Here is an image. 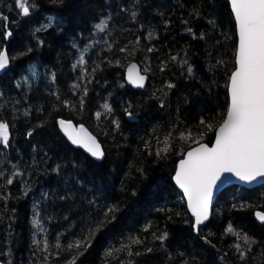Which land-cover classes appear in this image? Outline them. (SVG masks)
<instances>
[{
    "label": "trees",
    "instance_id": "trees-1",
    "mask_svg": "<svg viewBox=\"0 0 264 264\" xmlns=\"http://www.w3.org/2000/svg\"><path fill=\"white\" fill-rule=\"evenodd\" d=\"M29 4L22 16L15 0H0V51L9 57L0 75V122L9 126L8 146L0 144V263L264 264V224L254 218L264 214V185L222 190L195 234L173 184L177 163L211 146L228 109L237 46L228 0ZM131 63L147 77L141 91L125 83ZM58 120L85 127L102 159L73 147Z\"/></svg>",
    "mask_w": 264,
    "mask_h": 264
},
{
    "label": "snow or ice",
    "instance_id": "snow-or-ice-1",
    "mask_svg": "<svg viewBox=\"0 0 264 264\" xmlns=\"http://www.w3.org/2000/svg\"><path fill=\"white\" fill-rule=\"evenodd\" d=\"M230 4L236 21L238 46L235 70L229 77L227 114L223 123L215 130L214 145L209 148L201 144L198 148L189 151L187 158L180 161L174 177L176 184L183 189L189 209L195 217L194 230L208 219L213 189L217 186V182L222 180V173H231L244 182H252L258 177H264V0H230ZM15 6L20 10V15L30 14L29 0H15ZM106 26V22L102 20L96 25V29L104 31ZM10 35L11 33H7L5 38ZM172 59L175 60L176 57ZM79 63H84L83 55ZM8 64L9 57L6 52L0 51V69H5ZM135 68L136 65L133 64L128 69L129 82L144 87L145 77L139 72L133 76ZM188 71L191 73L192 69L189 68ZM168 87L172 88L174 85L169 84ZM102 107L106 112L112 111L107 103ZM126 114L132 115L127 110ZM96 116L99 118L101 113L97 112ZM200 123L204 124L205 121L201 120ZM59 124L73 144H83L97 159L103 156L99 144L83 126L78 129V133L83 134L81 136L74 134L75 129L69 130L70 122L61 120ZM180 138L185 139V134L181 133ZM8 143L9 126L0 122V144L7 147ZM164 144L165 147L161 151L166 152L168 138H165ZM157 154L159 155V152ZM8 183L11 184L12 180L9 179ZM112 211L114 209H109V213ZM105 215L107 216L108 213ZM257 217L264 222V214L257 213ZM33 223L39 224V221L34 220ZM104 223L105 221L97 222L89 235L99 232ZM226 231L234 230L229 227ZM166 235V233L161 235L159 239L163 241ZM243 239L246 244L252 243L247 236ZM133 242L139 243V241ZM88 243H90L88 238L78 240L74 244H69L67 250L80 249ZM56 247L59 248L60 245L57 244ZM235 247L243 258L245 252L241 250L240 245L237 244ZM69 264H75V257L69 261Z\"/></svg>",
    "mask_w": 264,
    "mask_h": 264
},
{
    "label": "water",
    "instance_id": "water-1",
    "mask_svg": "<svg viewBox=\"0 0 264 264\" xmlns=\"http://www.w3.org/2000/svg\"><path fill=\"white\" fill-rule=\"evenodd\" d=\"M228 4H229V9H230V12H231V14H232V17H233V20H234V23H235L236 36H237V46H238V34H237L236 21H235V18H234V14L232 13L230 0H228ZM10 37H11V36H8L7 39H9ZM237 46H236V50H237ZM2 51L6 52V54H7L6 48H3ZM7 56H8V55H7ZM235 59H236V54H235ZM234 62H235V61H234ZM133 64L136 65V68L133 69V76H135L136 72H139L140 75H142V76L145 77V80H144V87H138V86L134 85L133 83H130V82H129V79H128V76H129L128 69H129V67H130L131 65H133ZM8 65H9V64H8ZM7 68H8V66H7L5 69H0V75H1L2 73H4V71H5ZM234 70H235V67H234ZM234 70H233V71H234ZM125 83H126V85H127L128 87H130L131 89H133V90H137V91H141V90H143V89L145 88V86H146V83H147V77H146L144 74L141 73L140 68L138 67L137 64H135V63H131V64H129V65L126 67V70H125ZM228 84H229V82H228ZM227 92H228V87H227ZM228 105H229V94H228ZM226 114H227V112H226ZM225 117H226V115H225ZM224 119H225V118H224ZM59 121H61V120H58V122H57V123H58V129H59L60 133H61V134H62V135L68 140V142H69L73 147L82 150L86 155H88L89 157H91L92 159H94V160H96V161H100V160L102 159L103 156H102L101 158H99V159H97L96 157H93V156L91 155V153L87 150V148H86L83 144H73L72 141H71V140L68 138V136L65 134V132L62 130V128H61V126H60V124H59ZM222 123H223V122H222ZM222 123H221V124H222ZM70 124H71V129H69L70 131H72L73 129H75L76 132H74V134H78V135H81V136L83 135V134H79V133H78V129H79L81 126L75 127L72 123H70ZM83 128L86 130V132H87L89 135H91L92 137H94V136H93V135H92V134H91V133L85 128V127H83ZM94 138H95V137H94ZM215 139H216V132H215V134H214V139H213V142H212L211 146H208L207 144H204V143H201V144L207 145L209 148H211V147L214 145V143H215ZM95 140H96V138H95ZM96 142L98 143L97 140H96ZM98 144H99V143H98ZM201 144H198V145L192 147L191 149H189V150L184 154V156H183V158H182L181 160L186 159V158H187V153H188L189 151H191L192 149L198 148ZM99 146H100V144H99ZM100 150L102 151L101 146H100ZM181 160H180V161H181ZM180 161H179V162L177 163V165H176V170H175V173H174V176H173V184H174V186L177 188V190L183 195V199H184V202H185L186 210H187L188 214L190 215V217H192V219H193V224H194V222H195V217L193 216L191 210L189 209L188 201H187V197L185 196V194H184V192H183V189H181V188L176 184L175 179H174V177H175V175H176L177 167H178V165L180 164ZM221 175H222V180H221V181H218V182H217V186H215L214 189H213L212 199H211L210 204H209V215H208V219L205 220V221H203V223H201L200 225H198L197 228H196L195 230H194V228H193L195 234H197V230H198L201 226H203V225H205L206 223H208V221H209V219H210L211 211H212V208H213V204H214V202H215V200H216V197L219 195V193H220L222 190H224V189L227 188V187L234 186V185H235V186H239V187H244V188H247V189L255 188V187L259 186V185H264V177H258L256 180H254V181H252V182H244V181L239 180L237 177H235V176L232 175L231 173H222ZM257 213H260V212H256V213L254 214V218H255V220H256L259 224H264V222H262L261 220L258 219V217H257ZM260 214H262V213H260ZM0 264H1V263H0Z\"/></svg>",
    "mask_w": 264,
    "mask_h": 264
}]
</instances>
